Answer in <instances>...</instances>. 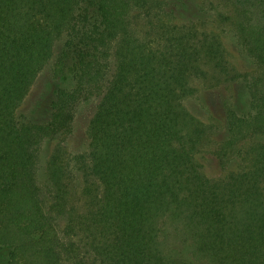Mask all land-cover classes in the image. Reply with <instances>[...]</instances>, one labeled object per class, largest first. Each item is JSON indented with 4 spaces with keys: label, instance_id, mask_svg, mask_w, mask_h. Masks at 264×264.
<instances>
[{
    "label": "trees",
    "instance_id": "16d2710c",
    "mask_svg": "<svg viewBox=\"0 0 264 264\" xmlns=\"http://www.w3.org/2000/svg\"><path fill=\"white\" fill-rule=\"evenodd\" d=\"M155 1L0 0L7 264H264V142L254 140L264 136V0H229L257 72L246 82L250 110L230 112L218 150L237 153L240 169L218 180L197 160L206 125L186 102L236 71L214 34L163 24L140 35L132 12ZM60 39L53 72L69 84L47 119L18 114ZM95 96L88 150L73 159L56 148L42 185L45 141L71 133Z\"/></svg>",
    "mask_w": 264,
    "mask_h": 264
},
{
    "label": "rangeland",
    "instance_id": "374dc122",
    "mask_svg": "<svg viewBox=\"0 0 264 264\" xmlns=\"http://www.w3.org/2000/svg\"><path fill=\"white\" fill-rule=\"evenodd\" d=\"M238 13L229 0H156L147 8L134 10L132 25L139 34H145L151 27L173 25L188 27L197 32L216 35L224 44L228 59L236 71L237 80L231 84L203 89L198 95L187 100L188 109L205 123V138L197 152V160L203 172L214 180L227 177L240 169V157L237 153L223 159L218 154L221 144L229 137V115L236 112L243 115L250 110V95L246 82L257 72L254 59L246 51L237 37L234 24ZM152 31V30H151ZM63 39L56 42L54 54L44 65L38 78L31 86L27 96L17 108V113L34 120L47 119L51 101L60 86L68 81L57 78L53 72V63ZM100 97L84 100L75 112L73 131L52 139H47L42 149L43 162L39 181L45 184V168L56 148L66 150L69 157L84 153L89 148V123L95 114ZM264 142V136L254 138ZM74 162V160H72ZM74 166L75 182L82 183L81 172ZM76 168V169H75ZM60 222L63 224V220ZM9 250L0 249V264H7ZM202 264V263H201Z\"/></svg>",
    "mask_w": 264,
    "mask_h": 264
}]
</instances>
